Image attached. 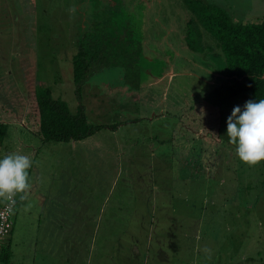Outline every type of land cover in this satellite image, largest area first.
Returning <instances> with one entry per match:
<instances>
[{
	"label": "rangeland",
	"instance_id": "obj_1",
	"mask_svg": "<svg viewBox=\"0 0 264 264\" xmlns=\"http://www.w3.org/2000/svg\"><path fill=\"white\" fill-rule=\"evenodd\" d=\"M73 1L0 0V110L14 109L11 120L25 112L36 123L34 89L43 85L71 112L82 103L89 123L117 126L79 141L42 142L32 158L30 189L57 194L36 205L31 199L39 198L37 190L27 195V204L15 205L19 218L14 213L3 247L11 236L26 253L49 248L44 244L57 252L65 244L77 252L76 264H263L264 161L241 162L227 136V120L236 106L244 109L247 96L209 107L208 115L220 113L218 141L201 135L196 121L202 111L193 113L225 74L215 38L184 0H111L119 10L117 25L106 17L109 5L101 8L104 0H83L85 25L100 22L106 38L113 32L119 40L102 42L103 57L91 59L80 100L64 56L78 19L70 11ZM204 1L221 6L234 22L264 21V0ZM188 31L194 51L186 45ZM122 50L131 57L114 56ZM124 64L129 75L138 65L139 86L133 87ZM26 134L22 127L17 133ZM39 138L33 139L36 146ZM171 153L185 159L183 168L211 176L183 181ZM65 236L68 241L58 242Z\"/></svg>",
	"mask_w": 264,
	"mask_h": 264
},
{
	"label": "trees",
	"instance_id": "obj_2",
	"mask_svg": "<svg viewBox=\"0 0 264 264\" xmlns=\"http://www.w3.org/2000/svg\"><path fill=\"white\" fill-rule=\"evenodd\" d=\"M184 2L190 12L193 13L195 18L201 23L204 31L215 38L216 46L221 49L224 56L225 74H222L221 82L217 83L210 92L211 98L209 101H202L205 103L204 105L202 103L197 104L196 108H194L196 110H194L192 106L189 107L190 112L194 110L193 113L195 114L196 112L202 111L201 117L196 121V124H199L198 128H201L203 132L201 135H207L218 141L220 139V113L219 115H212V113L208 115L209 107L215 108L218 105H222L227 100L242 95L247 96V102L250 100L258 102L260 99H264V21L257 23L234 22L229 13L214 2L211 3L204 0H184ZM99 23L100 22L93 26L89 24L88 26L90 27L81 24V22L77 24L78 26L76 25L77 31L75 38L77 40L74 44L75 51L71 57V72L72 81L80 100V87L82 83L85 82L88 73L93 70L90 69V66L92 67V63H95L92 62L93 60L91 59L103 57L102 55L104 53H98V51L103 52V49L99 48L102 42L109 41L107 43L114 45L115 42L117 43L119 40L118 36L114 37L115 34L113 32L106 34V38L104 36L105 34L103 35L102 31L99 29ZM189 28L190 27H188V29ZM199 34L202 36V33L199 32ZM186 36L188 38L186 42L187 45L194 51L196 46H193V39L191 38L190 31L186 33ZM108 48H110L109 45ZM195 51L198 52V49ZM114 56L120 57L121 59L131 57L128 51L125 50L118 51ZM107 63L109 62H104L102 65H106ZM134 63L135 62L131 64ZM127 65L128 64H124L126 75L135 79L132 82L135 88L139 86L140 70L136 64L130 68L129 75V73L127 74V72H129L126 67ZM136 80L138 83H136ZM34 92L38 109V126L36 133L43 142H71L74 140H81L92 135L101 128H115L117 126L89 123L82 103H80L75 112H71L67 102L61 98H54L52 96V91L47 86L36 85ZM219 111L221 110L217 112ZM213 116L215 117L213 118ZM204 120H206L207 125L201 127L200 124ZM6 130L7 124L0 122V146L3 142ZM184 140L185 139L181 141ZM176 141H180L179 138H176ZM202 152L205 153L204 151ZM173 155L174 154L171 153V159L175 161V165H179V169L177 165V171L179 177L183 181H188L193 177L211 176L208 171L203 170L202 174L198 172V170H189L188 167H192L191 165L185 166V170V167L183 168L185 159L181 160L177 157L174 158ZM174 176L176 178L175 173ZM171 181L173 182V179H171ZM1 249L4 254L7 253V247H2ZM4 260H6V258Z\"/></svg>",
	"mask_w": 264,
	"mask_h": 264
},
{
	"label": "crops",
	"instance_id": "obj_3",
	"mask_svg": "<svg viewBox=\"0 0 264 264\" xmlns=\"http://www.w3.org/2000/svg\"><path fill=\"white\" fill-rule=\"evenodd\" d=\"M34 1V0H33ZM153 0H148V4L151 3ZM82 2L83 0H74L71 4V9L70 11H75V14L78 16L75 24V27H74V30L72 29V38L74 39L72 42H71V45L69 47V49L67 51H64V56L66 57L65 61L67 62V66L69 64H71V57L74 53V50H75V46H74V43H76V25L81 22V24H86V10L84 8H82ZM95 2L98 3V5L100 4V1L99 0H95ZM107 3L109 6V10L106 12V17L110 20V23L112 25H117V21L115 20V18L117 16H115V14L117 13V11H119L118 9H116L117 7H114L115 6V3H112L111 0H104L103 3H102V6L101 8H104V3ZM146 4V6L148 5ZM72 20H74L72 18ZM167 33H169V31H167ZM187 45V43H186ZM216 45V43H215ZM184 47V46H182ZM60 55V53H59ZM176 56H179V53L177 52L176 53ZM71 69V67H70ZM172 73H170L169 75H171ZM11 110H14L12 108H5V109H1L0 110V122H4L7 124V130H6V133H5V136H4V139H3V142L0 146V158H2L4 155L8 154V153H12V152H19L21 154H26V155H29L31 158L36 157L37 155V152L38 150L36 149H41L43 147V141L39 138V136L36 134V131H37V126H38V118H37V122L34 123V124H31L30 122L27 121L26 119V114L25 112L23 113H18V117H19V120H17V118L15 119H10L12 116V114L14 113L13 111ZM15 114V113H14ZM21 127L23 129H25L28 133V135L26 134V138H24V136L22 135H17L18 133V130L21 129ZM22 133V132H21ZM31 134V135H30ZM34 134L36 137H33ZM30 136V137H29ZM39 138L40 141H38L37 143V146L35 145V143L33 142V139L34 138ZM85 139V138H84ZM83 140V139H81ZM79 141V140H78ZM73 142V141H71ZM41 146V147H40ZM35 170V168H33ZM39 187L36 186V188L33 190H29L27 195H30L32 194L33 192L37 191ZM68 192V190H67ZM53 194H57V189H53L51 191H44V190H38V192L36 193V196H38L39 198H34L32 197L31 199V202L32 203H44L46 201H50V199L52 198H55V196H53ZM21 195L22 194H15L16 196V206H20V205H25L27 204L26 200L27 199H21ZM4 201V198H0V206L2 205ZM66 204H68L69 202L66 201L65 202ZM54 205L56 206H59V202L58 201H55L53 203ZM41 207V205H39ZM16 209V207H15ZM35 214H38L39 217L41 216H44L43 212H39V209L35 208ZM68 210H65L63 212H67ZM15 213V217L19 218L18 216V213H19V209H16V211L14 212ZM34 214V215H35ZM46 215V214H45ZM56 217V215H54ZM64 217L66 216V213L65 215H63ZM67 217V216H66ZM21 218H23L21 216ZM15 222V221H14ZM13 222V224H14ZM60 225V224H59ZM12 231V230H11ZM11 235V233H10ZM70 237L68 236H65L62 238V241H61V238L58 239V242H62V243H65V241H68ZM11 241H10V245L7 244V251H9V254L6 256V253H2V247L4 244H2L1 248H0V262H4V259L8 258L9 260H11V264H76V259H77V252L76 251H73L70 249V246H66L65 244L61 245L60 244V247L59 251L56 252V250H54V246L53 245H49V244H44V247H49V248H46V249H42L41 251L39 252H35V253H26L24 251H18L17 250V244L18 242L15 241L14 243L12 242V240H14V238H12V236L10 237ZM49 237H42L41 240L43 242H50L49 240ZM26 240H29V239H26ZM24 240L25 243H27V241ZM21 252V253H19ZM86 253L88 254L87 257H91L92 256V252L91 251H86ZM230 264H236L234 262L230 263ZM264 264V263H263Z\"/></svg>",
	"mask_w": 264,
	"mask_h": 264
},
{
	"label": "clouds",
	"instance_id": "obj_4",
	"mask_svg": "<svg viewBox=\"0 0 264 264\" xmlns=\"http://www.w3.org/2000/svg\"><path fill=\"white\" fill-rule=\"evenodd\" d=\"M227 136L241 162L256 166L264 161V99L246 102L243 110L236 106L227 120ZM32 165V158L19 152L0 158V198L19 193L27 199Z\"/></svg>",
	"mask_w": 264,
	"mask_h": 264
},
{
	"label": "built area",
	"instance_id": "obj_5",
	"mask_svg": "<svg viewBox=\"0 0 264 264\" xmlns=\"http://www.w3.org/2000/svg\"><path fill=\"white\" fill-rule=\"evenodd\" d=\"M16 202V196L14 194L10 198H4L0 206V248L2 242L6 240L13 227V215Z\"/></svg>",
	"mask_w": 264,
	"mask_h": 264
},
{
	"label": "flooded vegetation",
	"instance_id": "obj_6",
	"mask_svg": "<svg viewBox=\"0 0 264 264\" xmlns=\"http://www.w3.org/2000/svg\"><path fill=\"white\" fill-rule=\"evenodd\" d=\"M17 203V202H16Z\"/></svg>",
	"mask_w": 264,
	"mask_h": 264
}]
</instances>
